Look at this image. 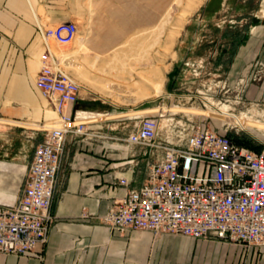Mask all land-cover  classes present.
Masks as SVG:
<instances>
[{
  "label": "crops",
  "instance_id": "1",
  "mask_svg": "<svg viewBox=\"0 0 264 264\" xmlns=\"http://www.w3.org/2000/svg\"><path fill=\"white\" fill-rule=\"evenodd\" d=\"M206 1L205 7L210 8L212 15L225 17L227 10L238 8L230 7L229 0ZM173 2L0 0V203L17 200L34 145L41 140L44 129L58 118L57 111L35 84L40 55L45 50L37 24L46 29L68 21L83 23L82 28L79 25V52L72 57L90 65L94 62L95 67L101 63L105 75L108 62L137 60L113 57V52L139 32L158 27ZM247 3L253 5L235 19L241 26L239 30L243 34L247 30L248 36L231 39L233 48L227 65L231 75L238 72L234 67L241 64L240 60L245 61L264 36V20L257 21V1ZM241 5L243 11L246 5ZM252 28L258 30L256 35L251 34ZM156 39L159 48L160 37ZM48 44L62 57L58 51L70 43L49 39ZM68 59L65 57V61ZM157 59L159 65L154 64L143 82L152 83V71H162L160 55ZM147 61L155 63V58L149 54ZM92 83H80L79 97L69 104L68 111L99 135L67 134L62 180L54 193V220L47 241L37 244L30 255L0 253V264H264V245L247 247L216 237L135 228L120 233L108 228L103 216L109 204L128 187L143 183L148 163L154 159L150 146L129 144L124 137L136 117L153 114L148 111L155 106L128 109L113 100L108 88L113 80L106 83L104 90ZM148 91L141 96L140 105L155 100L153 88ZM121 177L127 184L119 181Z\"/></svg>",
  "mask_w": 264,
  "mask_h": 264
},
{
  "label": "built area",
  "instance_id": "2",
  "mask_svg": "<svg viewBox=\"0 0 264 264\" xmlns=\"http://www.w3.org/2000/svg\"><path fill=\"white\" fill-rule=\"evenodd\" d=\"M37 29L45 50L35 84L58 118L34 145L17 200L0 203V253L30 255L37 244L47 241L67 134L99 135L68 111L81 85L65 68V58L48 44L49 39L71 43L76 23L46 29L37 24ZM220 125L189 116L164 120L157 114L137 116L124 139L150 146L154 159L148 163L143 183L128 187L109 204L103 216L108 228L120 233L128 228L170 231L263 246L264 150L235 142L226 134L228 125ZM119 181L127 184L125 178Z\"/></svg>",
  "mask_w": 264,
  "mask_h": 264
},
{
  "label": "rangeland",
  "instance_id": "3",
  "mask_svg": "<svg viewBox=\"0 0 264 264\" xmlns=\"http://www.w3.org/2000/svg\"><path fill=\"white\" fill-rule=\"evenodd\" d=\"M204 1L174 0L158 27L139 32L113 52V57L129 56L137 60L108 62L105 75L101 63L95 67L94 62L90 65L72 57L79 52V25L82 28L83 23L75 22L77 33L73 42L64 45L58 53L63 58L69 57L64 62L65 68L85 86L93 82L104 90L106 83L113 80L108 88L117 104H125L128 109L155 106L148 112L157 114L161 120L189 116L215 127L224 123L223 127L228 125V130L251 136L264 150V36L245 56V61L240 60L241 64L234 67L238 70L235 75L227 67L233 48L231 37L241 40L248 36L247 30H243L244 34L239 30L241 26L235 19L248 12L253 4L247 3L248 0H229L230 7L238 8L227 10L223 17L221 13L212 15ZM256 1L257 21L261 22L264 0ZM195 2L198 5L193 8ZM241 4L246 5L243 11L239 8ZM257 31L252 28L251 34L256 35ZM158 37L159 48L155 45ZM149 54L155 63L147 61ZM159 55L162 71H152V83L143 82L154 64L159 65ZM154 73H159L161 79L154 77ZM151 87L155 100L140 105L141 96L149 94ZM156 87H160L158 92Z\"/></svg>",
  "mask_w": 264,
  "mask_h": 264
},
{
  "label": "trees",
  "instance_id": "4",
  "mask_svg": "<svg viewBox=\"0 0 264 264\" xmlns=\"http://www.w3.org/2000/svg\"><path fill=\"white\" fill-rule=\"evenodd\" d=\"M232 39L233 38H236L234 37H231ZM226 134L232 139L234 140L235 142L237 143H240V144H244L246 146H248L249 148L255 150V151H261V147L262 145L260 143H255V141L253 140V138L249 135H246V134H237L236 132L234 131H231V130H228L226 132Z\"/></svg>",
  "mask_w": 264,
  "mask_h": 264
},
{
  "label": "bare ground",
  "instance_id": "5",
  "mask_svg": "<svg viewBox=\"0 0 264 264\" xmlns=\"http://www.w3.org/2000/svg\"><path fill=\"white\" fill-rule=\"evenodd\" d=\"M198 5V2H195L194 5L192 6L193 8H196V6ZM189 9V8H188ZM191 13V12H190ZM154 77H157L158 79H161V75L159 73H154ZM160 90V87H156V92H158ZM241 119H239L240 121Z\"/></svg>",
  "mask_w": 264,
  "mask_h": 264
}]
</instances>
